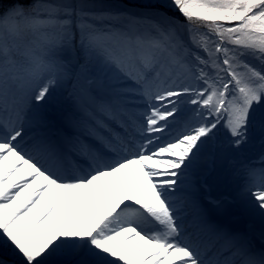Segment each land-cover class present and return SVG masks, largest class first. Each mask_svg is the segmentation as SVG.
I'll return each instance as SVG.
<instances>
[{
	"label": "snow or ice",
	"instance_id": "1",
	"mask_svg": "<svg viewBox=\"0 0 264 264\" xmlns=\"http://www.w3.org/2000/svg\"><path fill=\"white\" fill-rule=\"evenodd\" d=\"M237 208L264 0H0V264H264Z\"/></svg>",
	"mask_w": 264,
	"mask_h": 264
},
{
	"label": "rangeland",
	"instance_id": "2",
	"mask_svg": "<svg viewBox=\"0 0 264 264\" xmlns=\"http://www.w3.org/2000/svg\"><path fill=\"white\" fill-rule=\"evenodd\" d=\"M258 147H260V146H259V145H256V148H258ZM259 152H260V151H259ZM257 155H258V153H255V151H253L252 153H250V158H251V159H255ZM233 215H234L235 217L239 218V220L242 221V222H244L245 220H247V221L255 220V221H256L255 224H257V226H262V224H261V222H260V220H259L258 218L252 219V218H249V217H244V216L242 215V213H241V210L238 209V208L233 210ZM253 225H254V224H253ZM263 227H264V226H263ZM259 228H261V227H259ZM259 228H258V229H259Z\"/></svg>",
	"mask_w": 264,
	"mask_h": 264
},
{
	"label": "bare ground",
	"instance_id": "3",
	"mask_svg": "<svg viewBox=\"0 0 264 264\" xmlns=\"http://www.w3.org/2000/svg\"><path fill=\"white\" fill-rule=\"evenodd\" d=\"M260 150H261L260 147H258V148L255 147V149H254L255 153H259ZM233 187H234V186H230L228 190L231 191ZM243 223H246V220H245ZM254 229H255L256 231L258 230L257 228H254ZM258 231H260V230H258ZM258 241H259V240H257L256 242H258Z\"/></svg>",
	"mask_w": 264,
	"mask_h": 264
}]
</instances>
